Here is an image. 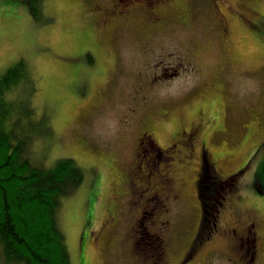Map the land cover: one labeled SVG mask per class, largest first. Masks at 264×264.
Listing matches in <instances>:
<instances>
[{"label":"rangeland","instance_id":"obj_1","mask_svg":"<svg viewBox=\"0 0 264 264\" xmlns=\"http://www.w3.org/2000/svg\"><path fill=\"white\" fill-rule=\"evenodd\" d=\"M148 2L45 0L37 22L24 0H0V76L23 60L35 86L8 97L53 130L34 159L72 157L86 171L59 214L72 264H152L163 241L156 264H181L207 167L211 202L227 196L222 230L252 217L264 243V0ZM228 239L190 264H240Z\"/></svg>","mask_w":264,"mask_h":264},{"label":"trees","instance_id":"obj_2","mask_svg":"<svg viewBox=\"0 0 264 264\" xmlns=\"http://www.w3.org/2000/svg\"><path fill=\"white\" fill-rule=\"evenodd\" d=\"M24 1L35 21L48 20L45 0ZM20 85L24 92L28 85L35 89L23 60L0 76V264H72L59 214L63 200L85 182L86 171L72 157H61L51 166L34 159L33 143L38 137L48 142L53 130L46 115L36 117L31 102L8 97ZM260 173L264 185V160ZM214 174L207 167L205 182L199 184L202 202L210 210L216 208L211 202L213 179L218 178Z\"/></svg>","mask_w":264,"mask_h":264},{"label":"flooded vegetation","instance_id":"obj_3","mask_svg":"<svg viewBox=\"0 0 264 264\" xmlns=\"http://www.w3.org/2000/svg\"><path fill=\"white\" fill-rule=\"evenodd\" d=\"M132 2L143 3L146 6L149 5L148 0H132ZM155 21H159V17H156ZM198 131L199 128H197L196 133H198ZM194 134L185 133L184 135V133H182L180 134L179 140L186 141V138H189ZM204 150L206 151V148ZM191 151H193L192 148ZM163 153L164 152L158 149V153H156L155 155L157 154L163 155ZM204 164L210 165V162L207 160V158L205 159ZM163 178L165 183H169L170 181L169 176L163 175ZM226 179L232 180V176H229ZM226 198L227 196L221 202V207H218V209H216V213H212L210 207L204 206V203H202V208H201L202 216H201L200 227L196 233L195 239L190 245L189 250L185 255V257L183 258L181 264L194 263L195 258L199 257L200 249L204 245L212 243L215 240V238H218L219 236L220 238L225 237L227 240H229L228 238L233 240L232 247L235 248L237 258L240 264H259V257L262 256L264 252V243L261 241V236H260V232H262V228H261L262 226L259 223V220L255 218L251 217V220H247L243 217L241 220L240 218L233 219L228 224L226 231L225 230L223 231L221 226V222L223 218L222 206H225ZM163 242L164 244L162 245V253L158 256L157 255L154 256L151 262L152 264H156L157 261L158 262L163 261L161 255L166 253L164 248L166 243L165 241ZM226 258L228 259L229 262L235 261L234 258H232L231 256H228Z\"/></svg>","mask_w":264,"mask_h":264},{"label":"bare ground","instance_id":"obj_4","mask_svg":"<svg viewBox=\"0 0 264 264\" xmlns=\"http://www.w3.org/2000/svg\"><path fill=\"white\" fill-rule=\"evenodd\" d=\"M219 107H223V103H220V104H219ZM201 115H202V114H201Z\"/></svg>","mask_w":264,"mask_h":264}]
</instances>
